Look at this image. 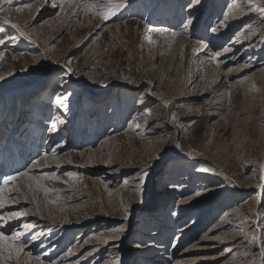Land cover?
I'll use <instances>...</instances> for the list:
<instances>
[{
    "label": "rangeland",
    "instance_id": "obj_1",
    "mask_svg": "<svg viewBox=\"0 0 264 264\" xmlns=\"http://www.w3.org/2000/svg\"><path fill=\"white\" fill-rule=\"evenodd\" d=\"M75 1L64 3L67 15L46 31L31 32L26 15L23 26L36 41L20 34L11 40L16 34L0 25V141L15 137L25 154L29 126L43 135L42 151L68 145L56 152L69 154L59 170L40 176L57 191L46 195L34 182L22 185L27 197H36L32 213L69 226L56 230L62 245L48 234L32 258L41 264H145L148 256L154 264H264V0H124L107 19ZM85 1L110 7L107 0ZM162 25L165 33L148 31ZM192 32L203 37L186 43ZM41 48L54 51L52 60L42 59ZM218 54L229 63L220 64ZM11 106L18 111L9 119ZM56 113L61 127L50 126ZM105 239L118 240L104 246ZM120 240L140 252L127 257L117 251ZM152 242L166 250L149 248ZM74 246L81 248L77 254ZM28 263L35 264H20Z\"/></svg>",
    "mask_w": 264,
    "mask_h": 264
},
{
    "label": "bare ground",
    "instance_id": "obj_2",
    "mask_svg": "<svg viewBox=\"0 0 264 264\" xmlns=\"http://www.w3.org/2000/svg\"><path fill=\"white\" fill-rule=\"evenodd\" d=\"M67 1L68 0H65L64 3H66ZM36 2L40 4L41 0H37L35 2H32V0H12V3H8L9 8L3 10V12L0 13V25L2 26V28L5 27V29H4L5 31L9 30L10 32H14L16 34L15 36H12L11 40H16V38H18L21 35L20 30H22L24 33L27 34L25 36L34 40V38H32V36L30 34V31L26 30V27L23 26L24 25V19L26 18L27 14H29L30 18H32L31 26H34V28L31 30V32L33 31L34 34L36 32L42 31V30L46 31L47 28L50 26H55L61 20V18L63 16L67 15V14H65V10H66L65 7L66 6L64 7V4L62 6L63 10H60L56 14V11L58 9H61L60 0H55V6H53V0H50V2H49V0H46V3L42 6L41 5L39 6V4H36L37 6H35ZM43 2H44V0L41 2V4H43ZM76 2H79L78 5L81 3L80 0H76L73 3H76ZM29 3L31 4V6H35L34 9H32L30 12H19L17 10V9H21V8H26V7H24V5L29 4ZM5 4H6V0H0V8H3ZM17 6H18V8H17ZM10 7H11V10H10ZM41 8L43 9V12H41L36 17L37 13L41 10ZM68 16H69V14H68ZM4 17H6L8 20H10L11 23L10 24L4 23V20L2 19ZM13 24L19 25V30L17 28H13L12 27ZM152 29H153L152 30L153 33L154 32L155 33L156 32L165 33V30H168L163 25L162 26H154V28H152ZM153 33H151V34H153ZM202 35L203 34L200 32H192L190 35H188V37L184 41H186V43H191L192 42V41H190L191 37H200L198 39H201L203 37ZM182 39L183 38H181V40ZM34 41H36V40H34ZM206 43H205V45H206ZM234 43L235 42L233 41L232 43H230V45H233ZM14 44L15 43H12L11 46H16ZM209 45L213 46L212 43ZM203 46H204V43H202V47ZM206 50L207 49L202 50L200 53H205ZM225 50L229 52V51L234 50V48H227ZM41 53H42V59H45L46 61H50V60H52L51 54H54V51H52L49 55V54H47V53H49L48 50H46V52H45L42 49ZM225 57H226L225 55H219V54L217 55V58L221 59L220 64H222V65L227 64V62L230 60L227 58H226L227 60L224 59ZM222 59H224V60H222ZM152 85H153L152 83H149L148 92L150 95L153 96V92L151 89ZM59 94H62V91L59 90ZM0 107H1V111L4 112V110H3L4 105L0 104ZM17 111H18V107L11 106L10 108H8L9 119H12V114L13 113L16 114ZM53 111H55V109H53ZM29 112H30V110H28V109L20 112L21 114L19 115V117H21V120H20L21 123H18L17 125L21 126V124L23 123V119L25 117V114H27ZM50 113H51V111H50ZM15 114H13V115H15ZM53 115H55V113ZM44 121L45 120L42 119V121L39 122L38 125L39 126L45 125L46 123ZM53 121H56V122L55 123L51 122V124H50L51 127H55L57 125L60 126L59 123L63 122V119H62V117H60L59 114L56 113V116L53 118ZM64 125H65V123H64ZM28 131L29 132L27 133V136H29V137L26 139L25 145H23L24 150H28L27 152H25V154H23L20 151V148H18L22 144L20 143V140H18V139L14 140L15 137L8 138V140L5 143H4V141H0V163H2V167L0 166V188L6 189L5 198L8 200V203H6V205L3 208H0V217L4 218V219H0V232H3L5 235H7L9 237H12L13 233H19L20 235H19L18 239H16L15 241H12V242L16 246H22V251L20 252L18 257L16 256L15 251L14 250L12 251L11 259H9L7 261V262H9V264L10 263L11 264H20L21 261L26 262V263L28 261L29 262L32 261V262H35V264H41L40 259L35 258V257L32 258L33 253L36 252L35 251V245L42 243V240H44V237L46 238V235L53 234V233H55V235L52 238L51 243H56L55 244L56 246L62 245V240H61L62 238H61V236L57 235L56 230H58L60 228H64V227L66 228V230L69 228V226L67 228V226H66L67 224L65 225V223H63V222L62 223H54V222H51L50 220H48L46 217H43L37 213L36 214L32 213L31 212L32 208H34L35 210H38L36 197H27L26 193L24 191V188H22L23 183H26V186H27V183H28V185H31V183L34 182L32 180H29V176L36 177L39 179L42 172L56 168L57 167L56 165L59 163V161L62 158L69 155V154L64 153L62 155L57 156V153H59L57 151L62 152V150H58V149H63L62 147L66 146L67 144H65V143L60 144L59 143V145L57 146V151L52 150L50 148H47L46 146H43L44 148L42 151L41 147H42V143L44 140L42 138L43 135H40L41 134L40 132L38 134V131H35L33 128H31L29 126H28ZM2 133L3 132L0 131V136ZM61 133L62 132L60 131L57 134L60 135ZM49 134L53 135V136L54 135L58 136L56 134V132L49 133ZM10 135H11V133H9L8 137ZM47 139L50 142L52 140L50 138H47ZM45 150L47 153L45 152ZM87 151L88 150H82V151H80V154H84ZM41 153H43V155L40 156ZM45 157L47 160L46 163L44 162ZM29 158H30V161H28ZM33 158L35 159V161H40L39 166H37V167H33V165L29 166V164L32 163V160L34 161ZM26 165H28V166H26ZM262 168L264 170V162L262 163ZM57 170H59V168ZM57 170H56V172H57ZM22 173H28V175H20ZM8 176H15L16 179L10 180L7 182V184H5V178ZM221 176H222L221 179L229 178L226 174H223V173ZM186 180H187V178H186ZM40 182H41V180H40ZM186 186L187 185H183L182 188H185ZM254 188H255V186L248 187V189H254ZM259 188H260V186H258V189ZM210 190H213V189H210ZM214 190H215V188H214ZM28 191L30 193L29 189H28ZM32 196H33V194H32ZM25 205H27L26 208H24ZM9 216H12L13 218L8 219ZM20 223H22V225H19ZM36 230H39L41 232V235H39L40 233H37V235H35L34 238L32 239V243L30 242L27 244H23L24 243L23 241L27 237L26 235L31 231L36 232ZM60 240H61V243L58 244V242ZM117 240L118 239H105L104 246L110 245L111 242H116ZM89 245L91 246V244H87L86 246H89ZM115 246L117 248V251H122V252L126 253L127 257H133V255L135 253H137L138 251L140 252V250H141V248H138L137 246L126 248L123 240H120L119 245L116 244ZM148 246H149V248H155L158 251H162V252L166 250V246L162 243L161 244L160 243L155 244L154 242H152ZM43 247H44V249L46 248L45 245ZM143 248H145V247H143ZM80 250H81V248L75 247V246L72 249H70V251L74 254H77ZM95 252H97V251H95ZM4 255H8V252L5 251ZM158 256H159V254H158ZM145 258L149 260L148 263H145V264H154V262L150 261V260L154 259V257L150 258L148 256ZM61 260L63 261V258ZM0 264H5L4 260L0 259Z\"/></svg>",
    "mask_w": 264,
    "mask_h": 264
},
{
    "label": "snow or ice",
    "instance_id": "obj_3",
    "mask_svg": "<svg viewBox=\"0 0 264 264\" xmlns=\"http://www.w3.org/2000/svg\"><path fill=\"white\" fill-rule=\"evenodd\" d=\"M7 3H12V0H6ZM65 0H60V4H61V10H63V4H64ZM69 3L72 2V0H68ZM124 2V0H120L119 3H116L115 0H107V4L110 7L104 8L101 5L97 4V3H90V2H85V0H81V3L78 5V7H83L86 11H90V10H95V9H99L103 18L107 19L110 15H114L115 12L112 10L113 8H119L121 6V4ZM53 6H55V0H53ZM24 7L26 8H30L31 4H25ZM237 8L240 7V5H236ZM18 11L20 9H17ZM0 11H2V8H0ZM4 20V23L6 24H10L11 21L8 20L6 17L2 18ZM13 28H17L19 30V25L13 24L12 25ZM153 29H148L149 32H151ZM216 29L213 28L212 31H215ZM21 31V35H27L26 33H24L22 30ZM173 37H175V33H173ZM147 39L150 43H155V41L152 39L151 36H147ZM4 41L3 39H0V44H2ZM205 48H207V45H205ZM0 58H3V53L0 52ZM69 72L72 71V69H68ZM0 79H3L2 76H0ZM65 99H67L65 97ZM64 107L67 108V104H64ZM148 114L150 115V111L148 112ZM175 117L173 116V119ZM140 125L137 124L136 127H139ZM177 147H179L180 145L177 143L176 145ZM45 163L47 162L46 157H45ZM40 161H33V167H37L39 166ZM20 175H28V173H22ZM69 176L74 175L73 173H68ZM145 175H147V173H145ZM56 178V177H53ZM16 177L15 176H8L5 178V184H7L8 181L10 180H15ZM41 179H46V177H41V178H36V177H32L29 176V180L34 181V186L37 190L43 191L46 195L51 191H57L56 189H48L47 187H45L43 184H41L40 180ZM141 180H143V177H141ZM32 185H30L29 187H31ZM138 192L142 193V188H137ZM5 192L6 189L5 188H0V208H3L6 203H8V200L5 198ZM49 203H58L57 200H50L48 201ZM14 215V214H13ZM12 216H9L8 219H12ZM0 219H4L3 217H0ZM114 231H123V229H114ZM19 233H13L12 237H9L7 235H5L3 232H0V259L4 260L5 264H7V261L9 259H11V253L14 250L16 256L18 257L20 252L22 251V246H16L12 241H15L16 239H18L19 237ZM7 251L8 255H4V252Z\"/></svg>",
    "mask_w": 264,
    "mask_h": 264
}]
</instances>
